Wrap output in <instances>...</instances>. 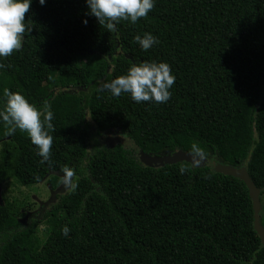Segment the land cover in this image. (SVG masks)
Returning a JSON list of instances; mask_svg holds the SVG:
<instances>
[{"label":"trees","instance_id":"1","mask_svg":"<svg viewBox=\"0 0 264 264\" xmlns=\"http://www.w3.org/2000/svg\"><path fill=\"white\" fill-rule=\"evenodd\" d=\"M25 22L31 32L21 50L0 58V110L5 89L20 92L40 111L48 105L55 131L42 162L26 132L10 134L0 121V181L45 180L55 190L65 169L74 175L22 220L16 201H0V264H264L242 179L141 157L197 155L196 145L199 157L245 166L261 200L264 0H155L146 18L114 29L89 15L85 0H33ZM145 32L159 40L146 52L133 39ZM142 60L171 66L167 103H135L102 88ZM107 132L135 147L97 140Z\"/></svg>","mask_w":264,"mask_h":264},{"label":"clouds","instance_id":"2","mask_svg":"<svg viewBox=\"0 0 264 264\" xmlns=\"http://www.w3.org/2000/svg\"><path fill=\"white\" fill-rule=\"evenodd\" d=\"M44 6L46 0H37ZM33 0H0V58L10 57L14 51H20L24 34L31 32L25 22V14L29 12ZM89 15L94 16L99 24L107 23L109 29H114L120 20L135 24L141 18H146L155 7V0H85ZM87 23V21H84ZM134 41L142 51H148L159 40L150 32L142 36L137 34ZM6 65L0 63V69ZM175 75L171 66L166 62L140 61L134 62L125 75H121L105 82L102 85L114 97L121 94H130L135 103L150 102L155 104L167 103L171 98L170 89L175 83ZM3 109L0 110V121L10 126V134L19 129L26 132L31 143L36 146L37 155L42 162L48 161L52 147L53 137L49 132L55 131L52 123L54 113L45 104L44 111L30 103L20 92L4 90ZM193 152L201 155L198 146L193 145ZM183 174L186 169L181 168ZM73 171L65 169V184H69V177ZM77 184L70 183V188L75 191ZM70 229L67 225L61 228V234L68 237Z\"/></svg>","mask_w":264,"mask_h":264},{"label":"rangeland","instance_id":"3","mask_svg":"<svg viewBox=\"0 0 264 264\" xmlns=\"http://www.w3.org/2000/svg\"><path fill=\"white\" fill-rule=\"evenodd\" d=\"M44 88L49 87L47 84H43ZM119 137L125 141V137L122 134L116 132L104 133L103 136L97 137V140L104 139L105 142L111 144L112 138ZM126 144L135 147L132 140L127 139ZM146 161V156H141ZM69 180V178H68ZM65 175L62 176V181L57 189H52L49 184L43 180L34 185H21L13 178H9L6 181H0V201L2 203L6 201H16L19 205V219L25 218L29 214L37 213L41 207H47L54 198L57 191H63L69 184H65ZM260 218L264 222V194L261 195L260 200ZM260 220V219H259ZM45 229L43 224L39 225V232L42 233ZM252 236V235H251Z\"/></svg>","mask_w":264,"mask_h":264},{"label":"water","instance_id":"4","mask_svg":"<svg viewBox=\"0 0 264 264\" xmlns=\"http://www.w3.org/2000/svg\"><path fill=\"white\" fill-rule=\"evenodd\" d=\"M122 140L119 137L112 138L111 144L115 141ZM179 160H187L197 166L208 165L215 171L222 172L224 174H230L236 176L244 181L248 189V194L252 200L253 208V228L257 233L262 244H264V227L259 221L260 200H259V188L255 186L251 180L245 166L234 167L230 165H223L216 163L214 160H209L204 157H199L190 152L183 151L181 149L175 150L171 153L161 155H149L146 156V163L151 166L163 165L165 163H173Z\"/></svg>","mask_w":264,"mask_h":264},{"label":"flooded vegetation","instance_id":"5","mask_svg":"<svg viewBox=\"0 0 264 264\" xmlns=\"http://www.w3.org/2000/svg\"><path fill=\"white\" fill-rule=\"evenodd\" d=\"M108 133V132H107ZM106 134V133H105ZM125 137V136H124ZM128 138L127 137H125V141L127 140Z\"/></svg>","mask_w":264,"mask_h":264}]
</instances>
